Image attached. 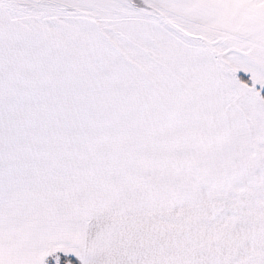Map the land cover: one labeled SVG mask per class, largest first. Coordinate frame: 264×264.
Masks as SVG:
<instances>
[{
  "label": "snow or ice",
  "instance_id": "snow-or-ice-1",
  "mask_svg": "<svg viewBox=\"0 0 264 264\" xmlns=\"http://www.w3.org/2000/svg\"><path fill=\"white\" fill-rule=\"evenodd\" d=\"M0 264H264V0H0Z\"/></svg>",
  "mask_w": 264,
  "mask_h": 264
}]
</instances>
